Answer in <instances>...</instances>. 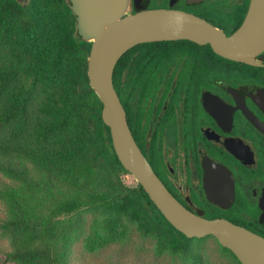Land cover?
<instances>
[{
	"label": "trees",
	"instance_id": "obj_1",
	"mask_svg": "<svg viewBox=\"0 0 264 264\" xmlns=\"http://www.w3.org/2000/svg\"><path fill=\"white\" fill-rule=\"evenodd\" d=\"M0 38L19 43L14 73L27 76L30 84L0 110V125L30 127L24 138L31 142L35 134L47 151L45 163L15 134L21 147L0 154V172L10 178V183L0 179V200L8 208L0 236L17 245L7 258L19 264H65L60 239L73 231L83 211L129 222L154 238L158 248L188 253L197 238L177 231L139 184L104 179L98 185L106 171L129 173L114 152L102 104L89 85L91 44L78 36L69 0H0Z\"/></svg>",
	"mask_w": 264,
	"mask_h": 264
},
{
	"label": "flooded vegetation",
	"instance_id": "obj_2",
	"mask_svg": "<svg viewBox=\"0 0 264 264\" xmlns=\"http://www.w3.org/2000/svg\"><path fill=\"white\" fill-rule=\"evenodd\" d=\"M250 0H130V12L173 10L230 36ZM112 82L133 139L185 208L264 238V49L250 63L190 40L137 44Z\"/></svg>",
	"mask_w": 264,
	"mask_h": 264
},
{
	"label": "water",
	"instance_id": "obj_3",
	"mask_svg": "<svg viewBox=\"0 0 264 264\" xmlns=\"http://www.w3.org/2000/svg\"><path fill=\"white\" fill-rule=\"evenodd\" d=\"M24 3L27 0H17ZM80 39L90 43L87 77L102 104L112 147L123 168L139 184L162 216L185 237H214L240 264H264V238L225 219H207L185 208L167 190L137 146L125 110L114 90L118 59L137 44L190 40L211 44L224 58L250 63L264 49V0H250L243 23L230 36L195 16L173 10L130 12V0H69Z\"/></svg>",
	"mask_w": 264,
	"mask_h": 264
},
{
	"label": "rangeland",
	"instance_id": "obj_4",
	"mask_svg": "<svg viewBox=\"0 0 264 264\" xmlns=\"http://www.w3.org/2000/svg\"><path fill=\"white\" fill-rule=\"evenodd\" d=\"M20 51L22 48L14 39L6 43L0 38V110L30 86L27 76H16L14 73V64ZM10 125V128L0 125V154L5 155L21 147L22 144L15 139L16 134L23 143H30L36 158L47 163L44 159L47 151L43 150L41 139L34 134L30 135L31 142H28L22 134L24 131L29 132L26 130L30 127L20 130L21 127L15 122ZM49 163L54 165L51 161ZM0 179L10 183V178L1 172ZM104 179L127 187L136 184L130 174L123 172L106 171L98 180V185L102 186L100 183ZM7 216V204L0 200V220ZM19 244L21 241H18ZM60 244L66 251L65 264H237L233 256L224 251L212 236L192 240L188 253H172L158 248L154 238L143 236L133 224L115 221L100 211H83L73 231L69 235L66 233L60 239ZM16 246L9 237L0 236V264H19L6 256Z\"/></svg>",
	"mask_w": 264,
	"mask_h": 264
}]
</instances>
